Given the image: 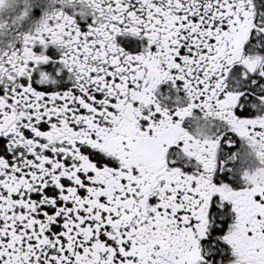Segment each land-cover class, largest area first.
Returning <instances> with one entry per match:
<instances>
[{
	"label": "snow or ice",
	"instance_id": "6c2138e0",
	"mask_svg": "<svg viewBox=\"0 0 264 264\" xmlns=\"http://www.w3.org/2000/svg\"><path fill=\"white\" fill-rule=\"evenodd\" d=\"M0 264H264V0H0Z\"/></svg>",
	"mask_w": 264,
	"mask_h": 264
}]
</instances>
